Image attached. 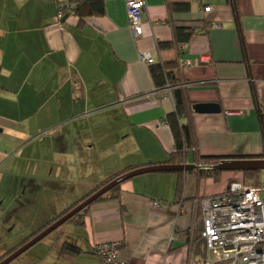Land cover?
Masks as SVG:
<instances>
[{
    "label": "crops",
    "instance_id": "0c3cea01",
    "mask_svg": "<svg viewBox=\"0 0 264 264\" xmlns=\"http://www.w3.org/2000/svg\"><path fill=\"white\" fill-rule=\"evenodd\" d=\"M71 1L0 0V237L13 222L18 243L112 176L171 159L175 141L165 119L175 104L168 88L154 84L152 67L160 63L180 58L190 102L221 109L194 113L197 157L264 153V0H145L138 39L125 0H105L103 16L81 21L69 12L57 23L58 8ZM175 4L190 10L171 14ZM175 25L195 31L180 57V45L158 48L174 41ZM145 52L153 65L141 61ZM192 155L182 163L198 167L192 171L132 178L118 199L91 205L74 242L93 257L94 246L121 242L128 264H189L185 232L200 202L244 180L242 172H222L218 182L203 177L205 164ZM43 178L48 200L38 213L45 220L32 212ZM27 211L32 218L21 225Z\"/></svg>",
    "mask_w": 264,
    "mask_h": 264
},
{
    "label": "built area",
    "instance_id": "2783aa9c",
    "mask_svg": "<svg viewBox=\"0 0 264 264\" xmlns=\"http://www.w3.org/2000/svg\"><path fill=\"white\" fill-rule=\"evenodd\" d=\"M127 17L134 38L144 35L143 13L145 0H125ZM68 5L58 8L56 22L65 17ZM206 12L210 8L205 9ZM186 43L180 45L183 52ZM141 61L153 65L154 59L147 52ZM200 62L207 63L202 58ZM183 67H190L191 61H183ZM170 93L171 89L168 88ZM203 170L213 166L204 165ZM200 211L203 229L201 238L206 246V258L199 262L192 252L189 264H264V183L258 187L233 184L229 193L201 201ZM123 243L109 242L93 247V253L101 264H128L121 258ZM195 257V259H194Z\"/></svg>",
    "mask_w": 264,
    "mask_h": 264
},
{
    "label": "trees",
    "instance_id": "16d2710c",
    "mask_svg": "<svg viewBox=\"0 0 264 264\" xmlns=\"http://www.w3.org/2000/svg\"><path fill=\"white\" fill-rule=\"evenodd\" d=\"M69 5H68L69 7L66 8L65 15L71 12L74 15L78 16L81 21H83L84 19L88 17L103 16L105 14V0H72ZM189 10H190V7L189 5H186V4H181V5L175 4V5L170 6L171 14L174 12H180V11L187 12ZM206 27L209 28L210 25L208 24L206 25ZM194 34H195V31L193 27L175 25L174 41L171 43H160L158 44V48L160 51L176 48L183 43H188L191 40V38L194 36ZM178 56L180 57V52H178ZM179 61H180V58H177L175 61H172V62L160 63L152 67V71H151L152 78H153L156 88L157 89L170 88L171 95H172V98L175 104V111L167 115L165 119V122L170 127L171 132L174 137L175 153H173L171 159L167 163H164V164L165 165H181L185 160L189 158L190 154L192 153L193 155L191 157L196 164H205V165L213 166V169L211 170H202L201 176L212 178L215 182H218L219 177L222 172L216 170V166L223 160V158L221 157L199 158L196 156V151L198 149L197 148L198 141H197V135H196V131L194 128V122H193V116L195 113L194 111L195 105L192 104L188 98L189 83L185 80V78L182 75ZM262 129H263V134H264V114L262 116ZM257 158L258 160H264V153L258 156ZM131 170L132 169H127L123 172H120L112 176L108 180L104 181L101 185L97 186L95 189L89 192L80 201H78L73 206L65 210V212H63L60 216H58L51 222H48L47 224L42 226L36 233L31 234L30 236L26 237L16 247L9 250L8 253L5 254L0 259V263L3 260H5L7 257H9L11 254L16 252L18 249H20L22 246L27 244L29 241H31L33 238H35L37 235L45 231L48 227H50L56 221H58L59 219L67 215L73 209L78 207L81 203H83L88 198L93 196L95 193L101 190L104 186H106L107 184L115 180L116 178L132 172ZM242 173L244 175V180L242 182L244 186L258 187L260 186L261 183H263L260 180V175L262 172L246 171ZM180 175H181V172H180ZM120 190H121V185H118L114 189L109 191L107 194L100 197L94 203L102 202L106 200H116L120 197ZM181 191H182V186H181V178H180L178 192L180 193ZM227 193H229V191ZM227 193H223V194H227ZM223 194H220V195H223ZM220 195H217V196H220ZM217 196H212V197H207V198H213ZM90 206L87 207L82 212H80L77 216H75L68 222H73L76 226H79V227L83 226L84 218L86 217V214L88 213ZM202 229H203L202 216H201V212H199V216L197 217L195 226L192 227L189 231L185 232L186 241L188 242L190 248L192 247V252L195 255V257H198L199 262H201L203 259L206 258V246L201 238ZM63 250L70 251L71 253H74V254H81L83 251L80 247H78V245L75 242H69V241L65 242L63 246Z\"/></svg>",
    "mask_w": 264,
    "mask_h": 264
},
{
    "label": "rangeland",
    "instance_id": "374dc122",
    "mask_svg": "<svg viewBox=\"0 0 264 264\" xmlns=\"http://www.w3.org/2000/svg\"><path fill=\"white\" fill-rule=\"evenodd\" d=\"M8 182L9 181L7 179L6 183ZM37 184L38 186H40V188L37 189L38 195L36 198V202L33 205L34 208L32 212L36 215V218L37 216H40V219L45 220L44 214L46 212L38 213V210L44 207V202L48 200L46 197L43 198L42 195L44 193L42 194V191H40L41 187L44 185V178L38 180ZM15 190L18 191L19 189L15 188ZM12 196L13 195L10 193L9 197L7 198L11 199ZM56 202L57 204H59L60 200L57 198ZM49 212L54 214L52 211H49ZM62 213H60V215ZM30 217H31L30 212L28 211L25 212L22 215L23 221H19V223L23 225L24 222L29 220ZM54 218H57V215L55 217L52 216L48 221L45 220V222H51L52 220H54ZM32 224L33 223H31V225ZM42 226L40 225V227L38 228H36L37 227L36 226L35 227L36 229L31 234L36 233ZM75 229H76V225L73 222H67L57 231L53 232L43 241H41L40 243L35 245L33 248H31L29 251H27L25 254H23L18 259H16L12 264H99L98 258L95 256L94 257L90 256L85 250V248H83V251L81 254H74V253H71L70 251L63 250V246L65 242L75 241V239L73 238V233L75 232ZM20 233H21L20 226H17L16 228H14L13 222H12L9 225H7L5 230H3L2 236L0 237V243L4 246V248H6L5 246H7V250H10V248L16 247L19 244L18 241L20 242V240L23 238V237H20ZM7 253L8 251L7 252L2 251V254L4 255ZM4 255H2L0 259Z\"/></svg>",
    "mask_w": 264,
    "mask_h": 264
},
{
    "label": "water",
    "instance_id": "95a60500",
    "mask_svg": "<svg viewBox=\"0 0 264 264\" xmlns=\"http://www.w3.org/2000/svg\"><path fill=\"white\" fill-rule=\"evenodd\" d=\"M194 111L197 114H217L220 113L221 109L219 105L216 104H196L194 106ZM198 168L196 165H154L145 167L142 169H137L135 171H132L130 173H127L121 177L116 178L106 186H104L101 190H99L97 193H95L93 196L88 198L86 201L81 203L78 207L73 209L71 212H69L67 215L56 221L54 224H52L50 227H48L45 231L37 235L35 238H33L31 241H29L27 244L22 246L20 249H18L16 252L11 254L9 257H7L5 260H3L0 264H11L16 259H18L20 256L25 254L27 251H29L31 248H33L35 245L43 241L45 238H47L49 235H51L53 232L57 231L59 228H61L64 224H66L68 221H70L72 218L77 216L80 212L85 210L87 207H89L91 204H93L95 201H97L100 197L107 194L109 191L114 189L116 186L121 185L122 183L138 177L145 174H152V173H160V172H188L192 171L194 169ZM216 170L220 172H246V171H264V160H223L221 161L217 166Z\"/></svg>",
    "mask_w": 264,
    "mask_h": 264
}]
</instances>
